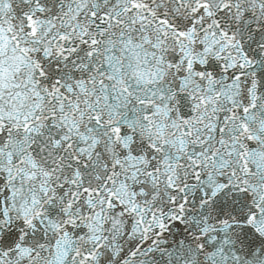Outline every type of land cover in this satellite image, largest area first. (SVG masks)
<instances>
[{
	"label": "snow or ice",
	"instance_id": "1",
	"mask_svg": "<svg viewBox=\"0 0 264 264\" xmlns=\"http://www.w3.org/2000/svg\"><path fill=\"white\" fill-rule=\"evenodd\" d=\"M0 264H264V0H0Z\"/></svg>",
	"mask_w": 264,
	"mask_h": 264
}]
</instances>
